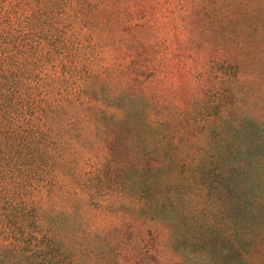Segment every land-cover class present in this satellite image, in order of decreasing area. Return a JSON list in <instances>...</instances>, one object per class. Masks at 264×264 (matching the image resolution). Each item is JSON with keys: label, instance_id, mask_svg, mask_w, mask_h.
Returning <instances> with one entry per match:
<instances>
[{"label": "trees", "instance_id": "16d2710c", "mask_svg": "<svg viewBox=\"0 0 264 264\" xmlns=\"http://www.w3.org/2000/svg\"><path fill=\"white\" fill-rule=\"evenodd\" d=\"M246 1L228 0L231 9L219 20L210 12V41L221 56L210 65V107L194 109L199 99L173 101L166 96L169 87L157 99L144 92L140 76L161 65L151 59L147 25L132 46L129 70L135 76H116L120 90L93 99L107 91L110 78L93 67L86 46L98 30L112 39L124 21L114 10L125 0H0V161L18 154L30 168L26 177L33 170L41 176L57 164L51 151L72 143L76 151L85 148L72 138L73 119L83 118L103 130L106 157L96 169L98 186L120 205L130 198L144 220L167 224L188 264H264V119L244 112L248 102L264 97L254 86L263 58L239 46L233 52L232 42H239L225 37L226 23L243 29ZM248 68L252 74L245 77ZM110 104L113 109L104 107ZM71 150L59 159L61 167ZM4 173L0 166V225L17 233L29 217L27 199L3 197ZM38 176L39 192L49 180ZM21 248L0 245V264H20L15 254Z\"/></svg>", "mask_w": 264, "mask_h": 264}, {"label": "rangeland", "instance_id": "374dc122", "mask_svg": "<svg viewBox=\"0 0 264 264\" xmlns=\"http://www.w3.org/2000/svg\"><path fill=\"white\" fill-rule=\"evenodd\" d=\"M211 2L125 0L114 10L116 18L124 21L121 20L112 39L98 30L90 39L93 44L86 46V55L89 59L94 57L93 67L110 78L103 87L107 91L99 92L93 99L101 101L103 96L113 95L121 85L116 76L119 78L124 72L130 77L135 76L129 70L136 57L132 46L137 47L139 41L134 40L147 25L150 30L144 37L150 43V50L153 47L151 59L161 65L157 73L151 66L140 76L146 95L151 99L161 98L164 89L169 87L166 96L173 101L184 104L199 99L194 101V109L203 104L210 107V65L221 56L216 43L210 41V12L214 10L219 20V15L221 17L223 11L230 8L226 5L228 0ZM240 13L243 29L226 23L225 37H229L228 41L239 42L236 45L231 41L233 52L241 48L243 52H257L263 58L259 67L261 75L254 81L256 93L263 94L264 0H247ZM146 50L149 52L148 47ZM245 73V77L251 75L252 69L248 68ZM132 80L133 89H139ZM254 100L246 104L244 112L264 119V97ZM104 107L113 109L112 104ZM75 120L73 135L76 136L72 137L71 132L68 134L74 139H82L85 148L76 151L72 143L66 144L63 151H51L56 155L57 164L44 168L41 176L34 175L33 170L26 177L23 172L30 168L18 154L8 162L0 161L5 171L3 197L11 200L25 196L29 216L17 233L0 225V245L20 244L22 248L15 254L20 264H188L172 245L167 224L144 220L130 198L123 199L124 204L120 205L116 196L112 197L98 186L96 169L106 157L103 130L83 118ZM70 149L73 151L69 162L61 167L59 159ZM42 152L43 159L48 158L49 152ZM12 169L17 174L8 172ZM57 170L64 174L53 176ZM35 176L49 180L48 183L41 182L45 185L42 191L37 190L33 181ZM3 208L8 211L5 209L8 206ZM30 253L33 260L27 259Z\"/></svg>", "mask_w": 264, "mask_h": 264}]
</instances>
